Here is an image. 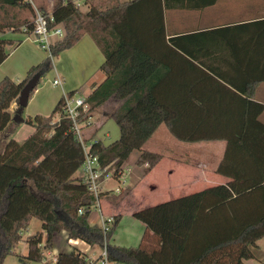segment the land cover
I'll use <instances>...</instances> for the list:
<instances>
[{
  "label": "trees",
  "instance_id": "1",
  "mask_svg": "<svg viewBox=\"0 0 264 264\" xmlns=\"http://www.w3.org/2000/svg\"><path fill=\"white\" fill-rule=\"evenodd\" d=\"M54 1L55 21L50 27L61 26L66 35L52 46V57L30 67L21 81H0V134L13 123L11 108L30 79L37 74L45 76L53 69V57L90 34L105 56L101 71L106 78L88 96L89 113L93 116L111 100L121 102L109 116L119 127L120 138L109 145L99 140L90 150L102 167L113 170L118 178L133 152L140 151L137 165L154 169L162 157L141 148L162 124L180 141L213 140L182 131L180 109L159 93L163 83L159 78L160 65L146 49L147 42L166 38L164 5L171 8L172 0H133L105 10L92 6L87 13L78 6L79 0ZM0 7L34 10L26 0H0ZM38 9L48 13L44 7ZM24 28L28 35L33 23L26 22L20 28L22 34ZM6 32L9 30L0 28V33ZM22 42L0 36V65L10 56L8 49L13 50ZM58 102L48 117L28 118L27 123L35 127L30 138L22 143L10 140L0 152V264L14 254L23 240V231L34 219L42 222L45 242L42 233L30 236L26 241L27 256L21 260L43 262L45 252L55 249L56 237L63 233L67 241L79 240L101 251L106 245L108 259L115 264H245L254 259L253 248L264 238V208L258 211L250 202L247 206L252 195L249 187L241 190L235 184L140 210L134 217L146 226L142 241L136 247L113 245L120 216L115 217L104 235L99 225L89 222V213L79 214L93 204L88 186L74 177L83 166L85 153L72 133V121L63 118V97ZM250 106L247 113H253L252 118L248 115L242 127L246 133L257 126L264 128L259 121L264 106ZM56 115L62 118L59 124H54ZM219 171H223L222 167ZM223 210L226 234L214 239L205 231L209 217ZM55 264L91 262L87 254L73 246L59 252Z\"/></svg>",
  "mask_w": 264,
  "mask_h": 264
},
{
  "label": "crops",
  "instance_id": "2",
  "mask_svg": "<svg viewBox=\"0 0 264 264\" xmlns=\"http://www.w3.org/2000/svg\"><path fill=\"white\" fill-rule=\"evenodd\" d=\"M111 2L79 0L77 3L87 13L92 6L105 10L116 5H110ZM172 2L174 4L171 8L164 5L166 38L149 41L146 45V49L160 65L159 78L163 83L159 93L166 95V99L180 109L182 131L213 140L180 141L162 124L141 148L143 152L159 154L161 161L138 182L134 190L132 187L136 170H129L127 186H121V193L127 191V196L115 201L116 197L112 193L104 194L103 197L110 198L109 202H105L108 213L104 210V203L103 212L113 218H122L127 214L135 219V213L140 210L230 184H235L241 190L249 187L252 195L247 199V206L250 202L252 208L261 211L264 208V128L257 126L246 133L242 127L248 115H253L247 113L250 105L258 103L264 106V0ZM20 35L22 38H16L15 34L7 37L22 39L23 42L0 65V81L5 78L21 81L30 67L46 59L32 45L33 41ZM62 55V59H65L64 67H60L59 62L55 63L56 77L62 80V86L56 87L61 88V93L54 91L56 94H49L43 100L44 111L33 110L29 112V118L36 115L48 117L45 111L55 109L64 92L81 95L89 90L88 94H84L88 97L106 78L101 71L105 56L90 34L83 36L78 44L65 50ZM32 100H29V104ZM113 101L121 105L118 100L108 103ZM17 109L18 105L14 102L11 112ZM26 118L23 117L25 122L17 124L11 131L5 130L2 133L4 137L10 139L11 134L22 130L23 124L29 125ZM259 121L264 125V110ZM29 127L31 137L35 127ZM96 138L100 139L97 134ZM137 153L139 157L141 152ZM164 163L167 166L164 173L169 184L170 198L161 202L154 199L159 184L154 182L155 179L151 180V184L148 181ZM220 167L222 172L219 171ZM78 173L74 177H79ZM144 181L148 183L145 192L141 190ZM108 188L110 191L113 189L106 186ZM224 212L209 217L205 231L214 239L226 234L223 231L226 217ZM139 226L141 242L146 226L143 223ZM71 246L75 245L72 243ZM76 246L93 261L99 260L101 255L97 260L90 256V251L96 247H90L82 241ZM253 251L254 259L245 261V264H264V238L257 241ZM58 254L55 250L51 252V255Z\"/></svg>",
  "mask_w": 264,
  "mask_h": 264
},
{
  "label": "rangeland",
  "instance_id": "3",
  "mask_svg": "<svg viewBox=\"0 0 264 264\" xmlns=\"http://www.w3.org/2000/svg\"><path fill=\"white\" fill-rule=\"evenodd\" d=\"M27 2H31L32 6L36 8L39 7H44L47 9L48 12L52 11V9L55 6V2L54 0H26ZM129 0H112L110 5L116 4L118 2H127ZM110 5H107V7H109ZM80 6V5H79ZM81 10L82 7L80 6ZM106 8V7H104ZM85 10V9H83ZM33 22L34 21V10L32 11L31 9H22V8H15V7H0V28H2V30H9V32L6 33H0L1 37H12L13 34H15L16 38H22L20 34H22L21 32V27L24 26L26 24V22ZM32 41V40H31ZM33 43V42H32ZM29 44V43H28ZM34 45V47L41 52L43 55H45V57L47 58V56H49V54L47 52H44L43 50L40 49V47L38 46V44L34 43L32 44ZM8 51H12V49H8ZM63 55L60 54L57 57H53V69L51 71H49L40 81L39 86L37 87V89L35 90V92L33 93L30 101L32 100L31 104L28 105V107H26V110L23 114V117L29 118V112L33 111V110H41L44 111V102L43 100L46 99V97L49 94L55 93L54 91H56V93H61V88L60 87H56L53 85V81L56 77V70H55V63H60L59 66L60 67H64L65 65V59L63 60L62 57ZM60 58V59H59ZM88 87V86H87ZM40 91V92H39ZM55 93V94H56ZM86 94L89 93V90H86L85 92ZM84 93V94H85ZM84 94H81L84 96ZM80 95V94H79ZM80 95V96H81ZM87 97V96H85ZM119 107V103H117L116 101L108 103L104 106H102L101 108H98V110L94 113L93 117L94 120L93 122L96 124L94 127V134L96 136V134L98 135V138H100L102 140V142L105 145H109L113 142L116 141V139L119 138L120 134H119V127L117 125V123H115V121L113 119H110V115ZM54 108L48 110L47 112L45 111V114H47L49 116V114L51 115L52 111ZM22 117V118H23ZM27 119V118H26ZM54 122L58 121V115L54 116ZM17 125V123L13 122L7 129H9L8 131H11L15 126ZM20 125V124H19ZM24 127H22V130L17 133V134H11L9 136L10 139L4 137V135L1 133L0 134V152H2L5 148V144L10 141V140H17L18 142L22 143L24 142L26 139H28L30 136V127L29 125H27L26 123L23 124ZM6 129V130H7ZM97 131V132H96ZM93 131H89V135H91L90 133H92ZM13 133H15V131H13ZM138 153L137 151H135L131 157L129 158V160L126 162V164L123 166L124 167V171H129L131 169H135L136 170V176L134 178V186L132 187V189L134 190L135 186L137 184H139L138 182H140V180H142L143 178H145L149 173V167L148 166H138L137 165V160H138ZM166 163H164L163 167H159L155 170V172L152 174V176L150 177L148 183L151 184V180L155 179L156 181H154L155 183L159 184V190L156 192L154 199H158L159 201H168L169 200V184L166 181V177H165V171H166ZM81 174V171H79L78 176ZM132 181V180H131ZM144 185L142 186L141 190L142 191H147V181L143 182ZM106 186L108 187H113V189H115L117 187V182L116 180H111L108 181L107 183H105L104 185V189H106ZM121 186H125V185H121ZM127 186V184H126ZM131 189V190H132ZM132 190V191H133ZM127 192V191H126ZM126 192L123 193H119L120 195L118 196L117 194H115L114 192H112V190L110 191V188L107 189V191H105V194H109L112 193V195H114V197H116L114 200L115 201H120L123 200L127 195ZM110 198V197H109ZM108 197H102V203H104V210L106 213H108V208H107V203L105 202H109ZM89 222L92 225L95 224H100V219L98 218V211H92L89 214ZM141 221H139L137 218H133V217H129L127 214L122 216V219L120 221V223L118 224V227L116 228L115 232H114V237L112 239V244L116 245V246H125V247H133L135 245H138L140 243V226ZM42 222L40 220L34 219V221L31 223L29 229L27 231H23L22 233V237L23 240L20 242V244L18 245V248L14 251L13 255H9L6 258L5 264H54L56 262V257L55 255H51V252H45V260L43 262H31L27 259H23L21 260L23 256H27V240L29 238V236H34L35 234L38 233H42L43 237H44V242H45V234L43 233L42 230ZM57 243L55 246V251H57V253L59 252H63V251H69L71 249V245L72 243H70V240L67 241L66 238L67 236H65V234H61V235H57ZM78 247V246H76ZM79 249V248H78ZM90 256L94 259L97 260L99 258V255H101V249L99 247H96L94 250L90 251ZM51 255V257H50Z\"/></svg>",
  "mask_w": 264,
  "mask_h": 264
},
{
  "label": "built area",
  "instance_id": "4",
  "mask_svg": "<svg viewBox=\"0 0 264 264\" xmlns=\"http://www.w3.org/2000/svg\"><path fill=\"white\" fill-rule=\"evenodd\" d=\"M34 21L33 30L26 35L27 29L24 28L23 32L25 38L27 40H32L34 43L38 44L41 50L47 52L49 56L52 57V46L60 40H63L65 37L64 28L61 26L51 28V22L55 21V18L52 16V11L46 13L41 12L34 5ZM53 85L62 86V80L60 77H56L53 81ZM88 97L83 95H79L78 93H66L63 94V118H67L72 121V133L75 136L76 140L80 143L82 150L85 153V161L83 166L81 167V174L78 178L81 179L83 184H86L93 196V204L84 207L79 211L80 215L84 213H91L93 210L98 211V218L100 219L99 225L104 232V235L109 232L111 229L115 218L105 215L102 209V197L105 194L104 185L108 181L116 180L117 187L112 189L115 194H119L121 192V185H126L128 180L129 171H122L120 176L116 178L114 176V171L109 168L102 167L97 156H94L91 153V147L94 143L99 142L100 139H97L94 133H90L89 131L94 130L96 127L93 122L94 117L89 113L90 104L87 100ZM58 121L54 122V124H59L62 120L61 117H58ZM75 246L79 244V240H70ZM101 256L97 261V264H115L111 263L108 259L107 246L105 245L102 248ZM91 264L96 262L89 258Z\"/></svg>",
  "mask_w": 264,
  "mask_h": 264
},
{
  "label": "water",
  "instance_id": "5",
  "mask_svg": "<svg viewBox=\"0 0 264 264\" xmlns=\"http://www.w3.org/2000/svg\"><path fill=\"white\" fill-rule=\"evenodd\" d=\"M44 77L43 74L35 75L30 81L25 85L24 89L20 93L19 97L15 100L18 105V109L14 111L13 122L17 124H22L25 119L22 118V114L26 107L29 105V100L33 91L39 86L40 81Z\"/></svg>",
  "mask_w": 264,
  "mask_h": 264
}]
</instances>
